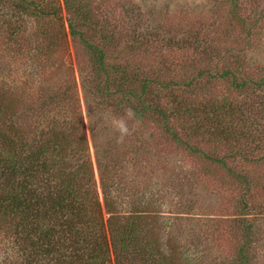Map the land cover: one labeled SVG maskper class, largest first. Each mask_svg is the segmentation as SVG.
<instances>
[{
  "label": "rangeland",
  "instance_id": "rangeland-1",
  "mask_svg": "<svg viewBox=\"0 0 264 264\" xmlns=\"http://www.w3.org/2000/svg\"><path fill=\"white\" fill-rule=\"evenodd\" d=\"M86 3L116 38V49L133 45L116 61L152 80L160 106L192 108L181 126L204 120L198 133L186 136L174 123L171 135L99 93L86 104L84 91L94 77L88 54L74 49L67 23L58 18L52 28L61 40L42 62L35 59L40 51L31 29L0 27V80L13 92V119L2 126L18 128L30 141L46 114L45 86L69 84L83 125L82 141L70 143L69 162L73 168L78 159L75 171L97 194L105 218L106 195L118 216L139 208L141 225L168 264H264V0ZM58 14L64 17V10ZM243 79L250 92L236 88ZM220 127L227 134L216 135ZM110 253L106 264H114Z\"/></svg>",
  "mask_w": 264,
  "mask_h": 264
},
{
  "label": "trees",
  "instance_id": "trees-1",
  "mask_svg": "<svg viewBox=\"0 0 264 264\" xmlns=\"http://www.w3.org/2000/svg\"><path fill=\"white\" fill-rule=\"evenodd\" d=\"M86 2L0 0V27L6 24V29L16 33L31 29L32 38H36L35 48L40 51L35 59L42 62L49 59L61 40L53 31L52 19H63L74 49L82 48L88 54L94 74L84 91L86 104L91 106L94 101H90L91 95L99 93L98 96L117 107L123 105V113L130 112L137 120H152L171 135L175 134L174 123L182 130L180 120L192 108L164 107L153 100L152 80L133 74L120 62L118 54L128 53L133 45L126 43L121 50L116 49V38L102 28L100 19ZM62 9L64 17L58 14ZM45 17H49L48 21ZM62 27L65 31V25ZM87 31L90 33L86 35ZM110 51L114 56L108 54ZM229 74L234 71L229 69ZM246 84L243 79L236 88L250 92ZM45 90L46 103L42 109L46 114L43 117L40 114L33 131L35 137L28 141L18 128L7 130L2 126L5 120L13 119V92L3 78L0 80V264H106L111 251L114 264H130L131 259L133 264H168V257L158 250L156 240L141 225L139 208L135 206L130 213L118 216L114 202L106 195L103 205L108 216L102 214L97 194L88 185L85 188V181L75 171L78 159L73 168L69 162L74 159L68 157L70 143L76 137L83 139L79 134L83 125L78 98L73 88L69 84L62 87L61 81L47 84ZM91 113L87 117L94 120L96 117ZM203 121H195L182 134L189 136L190 130L198 133ZM91 128L94 129L93 122ZM224 131L220 127L216 135L227 134ZM179 140L189 143L180 136ZM260 140H264V134ZM188 146L192 148L191 142ZM99 152L97 148L98 158Z\"/></svg>",
  "mask_w": 264,
  "mask_h": 264
}]
</instances>
